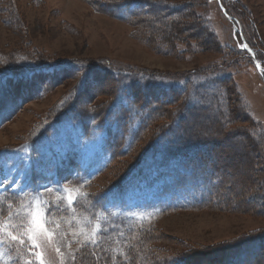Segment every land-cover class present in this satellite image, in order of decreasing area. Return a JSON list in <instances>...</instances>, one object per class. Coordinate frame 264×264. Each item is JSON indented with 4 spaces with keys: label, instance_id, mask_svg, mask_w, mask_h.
<instances>
[{
    "label": "rangeland",
    "instance_id": "374dc122",
    "mask_svg": "<svg viewBox=\"0 0 264 264\" xmlns=\"http://www.w3.org/2000/svg\"><path fill=\"white\" fill-rule=\"evenodd\" d=\"M6 69L25 79L0 77V181L6 186L31 169L40 181L35 194L0 202L2 264H39L38 255L45 264H98V256L118 249L104 245L111 239L108 226L97 234L99 222L117 217L138 221L149 234L146 243L158 251L150 263L193 256L205 264L213 250L264 233V0H0V70ZM134 70L144 75L136 78ZM156 78L162 88L189 87L176 99L166 95L178 100L164 109V124L184 139H208L204 155L217 168L201 171L199 185L184 189L185 209L166 213L170 196L158 186L169 178H130L122 205L108 193L140 159L151 124L123 141L105 131L109 124L92 126L107 115L111 126L117 120L120 127L123 116L142 127L133 102L143 94L152 101L145 83ZM221 91L231 97L228 104ZM104 139L131 151L110 158L103 172ZM213 174L220 181L211 182ZM199 187L210 196L207 205L204 195L194 197ZM69 197H78L74 206ZM44 215L51 236L36 227ZM21 219L26 227H18ZM33 233L37 248L28 240Z\"/></svg>",
    "mask_w": 264,
    "mask_h": 264
},
{
    "label": "trees",
    "instance_id": "16d2710c",
    "mask_svg": "<svg viewBox=\"0 0 264 264\" xmlns=\"http://www.w3.org/2000/svg\"><path fill=\"white\" fill-rule=\"evenodd\" d=\"M124 7L123 5H121ZM118 8H121L118 6ZM170 24H167L169 26ZM172 26V25H170ZM0 77L3 76L4 72H6V75H9L8 80L10 81L11 78L18 79L23 82L22 73L18 76H15L11 72L13 70H0ZM37 71V70H36ZM35 73V72H34ZM144 75V73L142 74ZM142 75H133L134 77H140ZM21 78V79H20ZM4 78H0V81L2 82ZM157 78L152 79L150 81H146L147 89H150V93L146 97L152 96V101L150 99L146 98V102H144V96L139 95L136 100L133 102V107H136V109L139 111L140 114H136V116L142 117V120L145 122L142 127L132 125L129 122V119H125L123 116L120 117L121 119L117 122L119 126L116 127V121L113 122L114 126H111L110 119L107 115H104L102 120V124H100L101 127H104L106 124L110 125L109 129H106L105 131L109 135H115L118 136V139L120 141H123L122 139L130 134H139L140 132L145 131L151 124V128H153V132H151V135L149 137V144L146 145V148L140 153L138 161L135 164H132L130 168L126 169L122 173V177L119 180V183L122 184L126 178L129 176L136 175L138 178L142 177V179H148L150 176H153L154 179L157 177L163 176L164 178H169L168 181H164L162 184L163 190H167L168 192L179 190L180 193L186 188L187 181L190 183L193 187L198 186L197 182L200 181V175L201 171L209 170V172H215L217 168L213 166L212 163H208L205 158V153H209L208 150H206V145L208 144V139H198L199 136L193 135L189 137V139H184L180 135H176L173 133L172 130L168 129V124H164V121L166 119V116H164L162 113L164 112V109H166L168 106H171V104L175 101L177 94H183L184 92L187 93V89L189 87H177L175 86L171 88L169 85L168 88L161 87L159 84H156ZM221 87V86H220ZM21 88V87H20ZM152 88L155 89L156 93H152ZM167 90V91H165ZM173 92L175 95V99L171 102L172 98L168 97L166 95ZM148 94V93H146ZM213 94V93H212ZM222 96V102L224 104H228L231 100V97H228V93L226 91H221ZM128 96H130L128 94ZM178 98V97H177ZM143 101V102H142ZM228 106V105H227ZM132 108V106H129V110ZM192 109H196V106L190 107ZM226 108V107H225ZM198 109V108H197ZM146 113L144 114L143 113ZM132 112H129V115H131ZM128 114V113H127ZM100 119V118H99ZM178 123V122H177ZM177 127L183 128L180 124H177ZM230 120H227L224 122V124H229ZM156 124V126H154ZM126 128H122L125 127ZM127 129V130H126ZM86 131V130H84ZM92 131V130H91ZM130 131V132H129ZM249 133H251V130L246 129ZM91 133V132H90ZM171 136V137H169ZM255 139L257 143H260L259 145L262 146L261 141L258 142L257 136L254 133ZM108 142V141H107ZM119 141H116V139H112L108 143V154L110 158L117 159L121 156H128L130 153V148L127 146V149L122 148L121 150L117 149V143ZM210 142V141H209ZM212 143V141H211ZM116 144V145H115ZM115 145V146H114ZM144 155L145 153H147ZM117 156V157H116ZM114 162V161H113ZM112 162V163H113ZM112 163H107L106 167L103 169L108 170V168L112 165ZM158 173V175H157ZM218 177L219 173L216 172ZM215 173V174H216ZM213 174L211 176V182H216L219 180L217 176ZM221 177V176H220ZM220 181V180H219ZM210 182V181H207ZM149 183H152L151 181ZM209 184V183H208ZM219 186L218 184H216ZM208 191L211 193L212 189L209 188ZM202 195L204 197H201L202 202L207 205L209 203L208 199L210 196H208L203 190ZM183 206L178 205H166L164 206L163 213H166L168 211H174V210H183L187 207V203L182 200ZM208 201V202H207ZM202 203V204H203ZM80 204V203H78ZM203 204V205H204ZM83 207H86L85 204L82 205ZM196 207H201L198 205V203H195L193 205ZM192 206V207H193ZM76 206L75 208L78 209ZM72 208V209H75ZM50 210V209H49ZM47 215L52 216L53 211L47 210ZM18 216V213H14L12 216V222H14L13 219ZM98 224V223H97ZM27 225L25 224V227ZM107 231L105 233L107 238H110V242L107 244L101 243L98 241V243L94 244H104L107 247H116L118 249L112 251L110 250V254H103L102 256H98L96 260L98 261V264H103L104 260H107L106 264H174L173 260H166L165 257L158 259L154 262H149V260L153 259L155 257V254H158V251H156V248H152V245H149L146 243V240L148 241L149 234L143 233L141 231V228L138 225H134V223L130 222H124L120 218H114L112 221L104 220L99 222L100 229L107 227ZM97 235V234H96ZM101 237V236H100ZM144 244L146 247H144ZM113 249V248H112ZM105 252V251H103ZM120 252V253H118ZM115 253H118L115 255ZM212 253V252H211ZM101 254V253H99ZM113 254V255H112ZM204 255V254H203ZM201 255V256H203ZM213 260H206L205 264H262L264 260V233H261L260 235H257L255 237H251L239 242H233L229 243L228 245H224L220 249L213 250ZM86 257L83 256L80 258L83 260ZM106 258V259H105ZM205 259L206 257L203 256ZM197 259H194L193 256L185 257L184 261L180 262L179 264H197ZM94 263V261H93ZM97 263V261H96Z\"/></svg>",
    "mask_w": 264,
    "mask_h": 264
},
{
    "label": "snow or ice",
    "instance_id": "6c2138e0",
    "mask_svg": "<svg viewBox=\"0 0 264 264\" xmlns=\"http://www.w3.org/2000/svg\"><path fill=\"white\" fill-rule=\"evenodd\" d=\"M243 47H247V45H244ZM15 181H12L9 185L7 186H4V190H6L7 187H11V184H14ZM0 185H3V181H0ZM45 191H50V189H45ZM75 199H78L77 198H72V197H69L68 198V201H69V205L70 206H74L75 205ZM31 216V214H29ZM49 224V220L47 218V215H44V217L39 220V221H36V227L38 228L39 232L43 233V232H47L49 236L53 235L54 233H52L48 228H47V225ZM18 227H25V221L23 219L20 220L19 222V225ZM4 231V225L0 224V233H2ZM102 231V229H98L97 230V234ZM9 235L11 236V239L13 241H16L18 239V236L17 235H13L11 233H9ZM36 239H37V236H36V233H33V234H30L28 236V240L31 241V247L32 248H37L39 247V244L36 242ZM19 242L21 244H24V239L23 238H19ZM93 244L96 243L95 240L91 241ZM57 252H59V248H57ZM37 259L39 260V264H45V261L43 258H41L39 255L37 256ZM0 264H2V260H0ZM29 264H31V262H29Z\"/></svg>",
    "mask_w": 264,
    "mask_h": 264
}]
</instances>
